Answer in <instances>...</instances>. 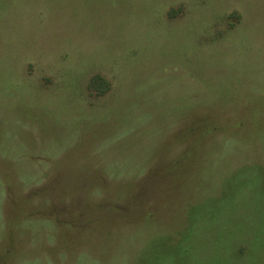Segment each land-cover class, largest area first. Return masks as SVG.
<instances>
[{
	"label": "rangeland",
	"instance_id": "rangeland-1",
	"mask_svg": "<svg viewBox=\"0 0 264 264\" xmlns=\"http://www.w3.org/2000/svg\"><path fill=\"white\" fill-rule=\"evenodd\" d=\"M0 264H264V0H0Z\"/></svg>",
	"mask_w": 264,
	"mask_h": 264
}]
</instances>
